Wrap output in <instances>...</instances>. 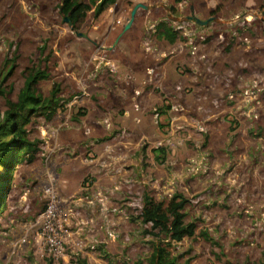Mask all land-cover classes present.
Instances as JSON below:
<instances>
[{
	"label": "rangeland",
	"instance_id": "374dc122",
	"mask_svg": "<svg viewBox=\"0 0 264 264\" xmlns=\"http://www.w3.org/2000/svg\"><path fill=\"white\" fill-rule=\"evenodd\" d=\"M62 1L0 0V117L32 68L50 75L38 84L39 95L59 90L55 113L32 115L25 128L35 152L17 165L0 214V264H147L157 240L144 234L143 199L166 202L176 193L188 200L185 222L196 234L171 242L170 258L257 264L264 255V0H115L98 17L85 14L76 31L88 39L64 22ZM137 4L150 10L138 9L124 31ZM190 16L211 21L200 27L185 20ZM162 23L177 32L175 43L158 38ZM7 58L16 68L3 83ZM158 63L174 72L165 87L175 90L171 95L149 83ZM123 143L142 158V190L125 189L117 209L100 213L106 224L98 242L75 236L74 245L73 236L61 258L46 257L36 221L42 189L53 183L60 195L61 146L90 161L101 148L106 155L104 147ZM23 175V206L15 208ZM68 214L66 226L75 218Z\"/></svg>",
	"mask_w": 264,
	"mask_h": 264
},
{
	"label": "trees",
	"instance_id": "16d2710c",
	"mask_svg": "<svg viewBox=\"0 0 264 264\" xmlns=\"http://www.w3.org/2000/svg\"><path fill=\"white\" fill-rule=\"evenodd\" d=\"M114 3L115 0H89L88 4H84L81 0H63L60 8L76 31L88 11L93 10L94 16L98 17ZM156 33L160 40L169 44L175 43L178 39L177 32L167 23L159 24ZM15 68V60L7 58L2 68L4 78L1 82L5 83ZM49 78L50 75L47 71L32 68L25 77L16 101L6 99L7 110L0 117V214L10 193L17 165L25 156H31V153L35 152L34 145L28 140L25 130L31 116L45 115L46 113L52 115L58 108V87L53 86L47 98L37 93L38 84L49 80ZM160 151L158 149L157 153ZM187 205L188 200L179 193L174 194L166 202L156 201L145 195L139 219L144 226L149 227L144 231V234L151 235L157 240L156 245H153V254L147 264H177L176 259L170 258L167 247H170L171 242L178 243L184 238H192L196 234L195 224L185 222L184 211ZM200 237L210 240L206 232H201ZM134 264L144 263L137 261ZM257 264H264V255Z\"/></svg>",
	"mask_w": 264,
	"mask_h": 264
},
{
	"label": "crops",
	"instance_id": "0c3cea01",
	"mask_svg": "<svg viewBox=\"0 0 264 264\" xmlns=\"http://www.w3.org/2000/svg\"><path fill=\"white\" fill-rule=\"evenodd\" d=\"M156 66H158L157 76H155V79H148L149 83L157 84L162 90L161 93L164 91L166 95H171L175 90L170 86L168 89L165 88L168 81L175 79L170 64L158 63ZM61 147V153L55 157L58 170L56 180L63 208L65 211L71 212L68 216L75 214V218L72 216L70 217L71 220L68 219L67 221V226H69L68 228L74 236V245L75 236L79 239L81 236H85L89 241L94 239L98 242L99 236H101L98 227H103L106 224V221H104L105 223H103V220L98 221L102 216L100 213H103L105 209H117L114 203L119 200L125 189L129 193L134 191L135 194L138 193V190H142V158H138L136 147L130 143H123L113 150L110 145H107L103 149L107 150L106 155L105 152L101 154V148L100 153H96L98 157L90 161L77 156L72 158L74 147L70 144ZM111 150L113 153H111ZM103 156L108 157L110 160L105 159ZM85 176L91 179L88 184L83 183ZM28 177L29 175L21 177V185L14 198V201L18 202L13 204L15 208L23 206L20 205L22 201L19 199L21 198V192L28 183L26 179ZM24 184L26 185L24 186ZM76 197L83 202L73 201ZM93 212L97 214L94 218L93 216L96 214H92ZM82 214L84 217L81 216Z\"/></svg>",
	"mask_w": 264,
	"mask_h": 264
},
{
	"label": "built area",
	"instance_id": "2783aa9c",
	"mask_svg": "<svg viewBox=\"0 0 264 264\" xmlns=\"http://www.w3.org/2000/svg\"><path fill=\"white\" fill-rule=\"evenodd\" d=\"M191 49H194L192 55H195L197 47ZM42 198L44 208L36 221L37 236L44 255L58 259L73 243V233L65 225L67 212H71L63 208L62 199L53 183L42 189ZM91 248L94 249V246Z\"/></svg>",
	"mask_w": 264,
	"mask_h": 264
},
{
	"label": "water",
	"instance_id": "95a60500",
	"mask_svg": "<svg viewBox=\"0 0 264 264\" xmlns=\"http://www.w3.org/2000/svg\"><path fill=\"white\" fill-rule=\"evenodd\" d=\"M151 8H153V7H151ZM138 9L150 10V7L144 6V5H142V4H137V5L133 8V10H132V12H131V19H130V21L128 22V24L124 27V31H127V30L131 27V24L133 23L134 17H135V15H136V12L138 11ZM60 13H61V15H63V12H62V9H61V8H60ZM245 16H246V15L243 14V15L241 16V18H244ZM63 20H64V22L70 27V30H71L72 32H74V34H75L78 38H85V39H88L87 36H85V35H83V34L77 32V31H75V30L73 29V27L71 26V23H70V20L68 19V17H66V16L63 15ZM185 20H186L187 22H193V23H195L196 25H198V26H200V27H207V26L209 25L210 21H211V20L202 21V20H199L198 18H196L195 16L187 17ZM212 20H213V19H212Z\"/></svg>",
	"mask_w": 264,
	"mask_h": 264
}]
</instances>
